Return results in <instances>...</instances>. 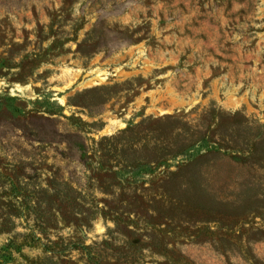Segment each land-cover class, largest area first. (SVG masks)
I'll use <instances>...</instances> for the list:
<instances>
[{
  "label": "rangeland",
  "instance_id": "374dc122",
  "mask_svg": "<svg viewBox=\"0 0 264 264\" xmlns=\"http://www.w3.org/2000/svg\"><path fill=\"white\" fill-rule=\"evenodd\" d=\"M0 264H264V0H0Z\"/></svg>",
  "mask_w": 264,
  "mask_h": 264
}]
</instances>
